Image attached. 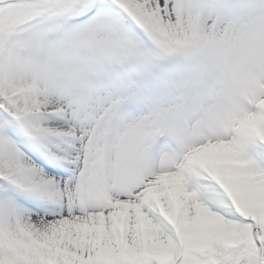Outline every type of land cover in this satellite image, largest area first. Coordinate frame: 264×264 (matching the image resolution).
Listing matches in <instances>:
<instances>
[{"label":"snow or ice","instance_id":"snow-or-ice-1","mask_svg":"<svg viewBox=\"0 0 264 264\" xmlns=\"http://www.w3.org/2000/svg\"><path fill=\"white\" fill-rule=\"evenodd\" d=\"M233 8L0 0V264H264V103L186 153L155 71Z\"/></svg>","mask_w":264,"mask_h":264},{"label":"clouds","instance_id":"clouds-1","mask_svg":"<svg viewBox=\"0 0 264 264\" xmlns=\"http://www.w3.org/2000/svg\"><path fill=\"white\" fill-rule=\"evenodd\" d=\"M230 2L232 14L218 22L203 20L195 35L189 32L166 58L187 69L175 90L189 98L181 121L186 153L230 132L247 111L264 103V0ZM210 114L217 124L208 123Z\"/></svg>","mask_w":264,"mask_h":264},{"label":"rangeland","instance_id":"rangeland-1","mask_svg":"<svg viewBox=\"0 0 264 264\" xmlns=\"http://www.w3.org/2000/svg\"><path fill=\"white\" fill-rule=\"evenodd\" d=\"M165 61H166V60H165ZM162 62H164V61H162ZM162 62L159 63V65L157 66L156 69L159 68V66H160V64H161ZM156 69H155V70H156ZM186 72H187L186 67H185L184 65H182V67L180 68V70H179L178 72L172 73L171 75H169V76H167V77H174V78L182 77V76H184V75L186 74ZM169 95H170L169 93L165 92V93L161 96V99H162V100H167V99L169 98ZM145 111H146V109H144L142 106H138V108H137V110H136V113H134V114H132V115L126 117L125 119H122V120L126 121V120H128V119H130V118H132V117H136V116L142 115Z\"/></svg>","mask_w":264,"mask_h":264}]
</instances>
